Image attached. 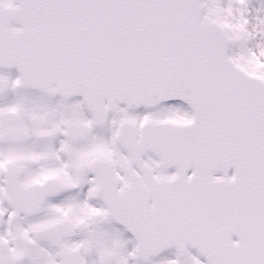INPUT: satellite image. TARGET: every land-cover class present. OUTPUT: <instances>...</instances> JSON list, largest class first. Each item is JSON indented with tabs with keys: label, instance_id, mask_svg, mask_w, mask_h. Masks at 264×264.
I'll return each mask as SVG.
<instances>
[{
	"label": "snow or ice",
	"instance_id": "1",
	"mask_svg": "<svg viewBox=\"0 0 264 264\" xmlns=\"http://www.w3.org/2000/svg\"><path fill=\"white\" fill-rule=\"evenodd\" d=\"M0 264H264V0H0Z\"/></svg>",
	"mask_w": 264,
	"mask_h": 264
}]
</instances>
